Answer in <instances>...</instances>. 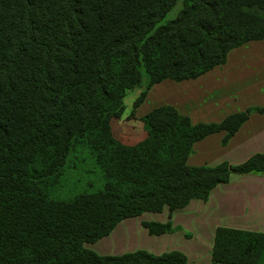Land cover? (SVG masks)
Wrapping results in <instances>:
<instances>
[{"label":"trees","instance_id":"obj_1","mask_svg":"<svg viewBox=\"0 0 264 264\" xmlns=\"http://www.w3.org/2000/svg\"><path fill=\"white\" fill-rule=\"evenodd\" d=\"M252 8L264 0H0V264H188L178 251L102 256L86 245L126 219L208 201L232 174L264 173V154L188 165L196 143L224 132L227 145L264 108L194 125L161 106L140 119L135 146L111 121L134 89L132 117L155 85L197 79L264 41ZM211 264H264V234L217 229Z\"/></svg>","mask_w":264,"mask_h":264},{"label":"crops","instance_id":"obj_2","mask_svg":"<svg viewBox=\"0 0 264 264\" xmlns=\"http://www.w3.org/2000/svg\"><path fill=\"white\" fill-rule=\"evenodd\" d=\"M150 99L152 107L140 112ZM161 106L175 107L194 125L217 124L250 108H264V41L232 50L226 64L197 79L166 80L155 85L133 112L134 117L131 110L130 118L112 119L115 138L127 146L143 141L146 132L140 119ZM224 137L225 133L219 132L196 143L188 165L216 167L228 162L236 166L264 154V113H251L227 145L222 143ZM145 222L170 223L175 231L151 235ZM219 228L264 234V173L232 174L228 183L213 189L208 201L196 199L173 213L165 208L161 213L148 212L126 219L110 235L86 247L102 256L178 251L187 257L188 264H211Z\"/></svg>","mask_w":264,"mask_h":264},{"label":"rangeland","instance_id":"obj_3","mask_svg":"<svg viewBox=\"0 0 264 264\" xmlns=\"http://www.w3.org/2000/svg\"><path fill=\"white\" fill-rule=\"evenodd\" d=\"M182 7V4H181V1L178 2V4L176 5V7L174 9H172L166 16V21L167 20H172V19H175L176 16L178 15V12L179 10L181 9ZM251 11L257 13V14H264V11H260L258 10L257 8H252ZM146 84V81L144 83V85ZM143 90V87L141 88H136L134 89L130 94L129 96L127 97L126 99V104H127V110L125 113H123L121 116L124 117V119L126 118H130V112L132 110V107H133V102L139 97L140 93L142 92ZM152 102H151V99L150 101H148L141 109L140 112H143L145 110H147L149 107H152Z\"/></svg>","mask_w":264,"mask_h":264}]
</instances>
